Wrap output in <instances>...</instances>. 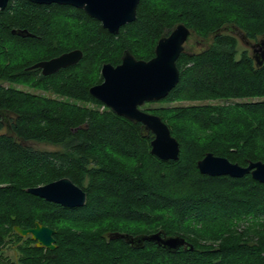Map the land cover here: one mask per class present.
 <instances>
[{
	"label": "trees",
	"instance_id": "1",
	"mask_svg": "<svg viewBox=\"0 0 264 264\" xmlns=\"http://www.w3.org/2000/svg\"><path fill=\"white\" fill-rule=\"evenodd\" d=\"M178 23L207 45L179 55L178 83L145 109L179 143L178 158L165 161L150 153V131L89 88L125 50L153 57ZM239 35L264 38V0H139L135 20L115 34L70 5L10 0L0 9V264H264V183L196 166L207 152L243 166L264 162V64L238 52ZM75 48L83 52L75 65L49 75L28 69ZM184 100L192 102L175 105ZM62 177L86 192L83 206L26 191ZM36 221L55 231L53 250L14 230ZM159 230L193 249L111 237Z\"/></svg>",
	"mask_w": 264,
	"mask_h": 264
},
{
	"label": "water",
	"instance_id": "2",
	"mask_svg": "<svg viewBox=\"0 0 264 264\" xmlns=\"http://www.w3.org/2000/svg\"><path fill=\"white\" fill-rule=\"evenodd\" d=\"M10 0H0L3 9ZM39 4H63L80 8L90 17L98 20L102 27L110 33H118L126 23L136 18V8L139 0H29ZM191 34V30L183 23H178L155 45L154 55L148 60L136 59L129 51L122 54L120 63L112 65L103 63L100 69L102 81L89 88V93L104 106L117 115L130 121L141 123L145 130L153 134L150 140V153L161 160H176L179 156V143L171 135L170 130L160 116L148 113L140 106L146 102L157 101L167 96L179 81V69L176 61L184 51V44ZM83 56L79 48L63 52L58 56L39 60L28 69L39 68L43 75L55 73L60 68L77 64ZM261 58L254 56L257 66L264 61V50ZM198 171L209 176L228 175L251 177L264 183V162L253 161L247 165L231 162L225 157L207 152L196 162ZM30 194L46 201L65 207H80L85 204L86 192L73 183L68 177H62L45 184L26 188ZM14 230L21 236H30L36 247L50 250L55 248L54 230L35 222L33 227ZM112 238H122L134 247H143L145 241L154 242L163 248L174 251L181 246L193 249V246L179 235H166L160 230L148 234L131 235L129 233L114 232Z\"/></svg>",
	"mask_w": 264,
	"mask_h": 264
},
{
	"label": "rangeland",
	"instance_id": "3",
	"mask_svg": "<svg viewBox=\"0 0 264 264\" xmlns=\"http://www.w3.org/2000/svg\"><path fill=\"white\" fill-rule=\"evenodd\" d=\"M237 40H238V44H237V50L238 52L242 51L243 49L248 50V47L244 44V42L241 41V39L236 36ZM207 45V42L200 39V38H195L192 37L189 39V41H187L184 45V49L188 52H196V51H200L201 49H203L205 46ZM249 52V51H248ZM56 97V96H54ZM161 100V99H160ZM159 101V100H157ZM192 101H179L177 103H175V105L177 104H184L187 105L189 103H191ZM210 102V101H209ZM213 102V101H212ZM215 102V101H214ZM158 103H154V101H150V102H146L143 105L140 106L141 109L145 110L147 108H153L158 106ZM104 106L99 107L101 110L103 109ZM6 129H2L0 131V133H6ZM25 145H29L32 146L34 148L37 149H54V146L48 145V144H41V143H35V142H23ZM3 252L5 254H7L12 260L16 259V252L13 246H6L3 248Z\"/></svg>",
	"mask_w": 264,
	"mask_h": 264
},
{
	"label": "flooded vegetation",
	"instance_id": "4",
	"mask_svg": "<svg viewBox=\"0 0 264 264\" xmlns=\"http://www.w3.org/2000/svg\"><path fill=\"white\" fill-rule=\"evenodd\" d=\"M192 34V33H191ZM188 37L187 41H189L190 38L194 37L193 35H191ZM239 38L241 39L242 42H244V44L248 47L249 51L248 53L251 55L255 65H256V61L254 59V56L257 57L258 59H260L261 57V52L264 50V38H257V39H248L246 37H243L242 35H239ZM186 41V42H187ZM185 45V44H184ZM185 51V49H184ZM264 64V61L262 62V65ZM147 112V111H146ZM149 113V112H148Z\"/></svg>",
	"mask_w": 264,
	"mask_h": 264
}]
</instances>
